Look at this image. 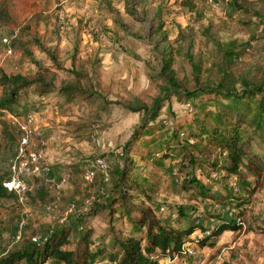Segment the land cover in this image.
Segmentation results:
<instances>
[{"label": "rangeland", "instance_id": "374dc122", "mask_svg": "<svg viewBox=\"0 0 264 264\" xmlns=\"http://www.w3.org/2000/svg\"><path fill=\"white\" fill-rule=\"evenodd\" d=\"M213 1L220 6L210 0H0L12 17L10 25L0 24V70L83 92L61 104L54 95L29 91L18 105L20 117L35 119L27 154L42 159L39 174H21L35 193L23 203L0 199V261L64 227L80 229L73 250L88 230L95 245L127 237L132 223L121 216L115 222L111 201L128 189L115 182L133 160L131 179L148 190L134 204L151 209L167 228H196L185 240L186 253L160 264H264V174L247 167L229 173L220 149L201 167L181 170L180 155L150 156L142 146L146 133L156 145L160 135H172V126L194 119L188 108L215 97L198 92L234 86L242 93L246 84H264V0ZM4 123L14 141L4 136ZM21 137L13 115L2 113L0 177L13 176ZM89 172L94 177L87 180ZM237 202L243 229L201 245L221 221L238 219Z\"/></svg>", "mask_w": 264, "mask_h": 264}, {"label": "trees", "instance_id": "16d2710c", "mask_svg": "<svg viewBox=\"0 0 264 264\" xmlns=\"http://www.w3.org/2000/svg\"><path fill=\"white\" fill-rule=\"evenodd\" d=\"M12 17L9 11L0 2V24L10 25ZM81 77L77 75L75 79ZM0 115L11 113L20 116L18 105L23 97L27 98L29 91L42 98L54 95L59 98L61 104H67L76 95L83 96L74 85L63 89L54 88L46 83L43 78L33 80L27 76H8L0 70ZM215 94L213 99L200 104L199 108L190 109L194 112V119L184 127L174 125L167 133L160 135L158 142L155 139L147 140L145 134L142 146L150 153V156H160L163 159H172L173 156H181V170L189 167L199 168L202 162L210 157L214 149L223 150L227 154V171L234 175H240L243 168L247 167L253 174H264V84L251 87L246 84L244 91L239 93L236 88H210L200 91L198 94ZM196 95V96H197ZM195 95H189L192 97ZM258 96V99H256ZM188 97V98H189ZM221 99V101H220ZM188 105V104H187ZM214 107V110L212 108ZM159 111H154L155 115ZM154 120L152 118L151 122ZM5 125V123H4ZM163 128L160 127V132ZM4 136L14 141L13 133L7 125L3 128ZM163 133V132H162ZM21 134V133H20ZM1 147V144H0ZM143 157L144 151L141 149ZM136 151V152H137ZM196 154L200 155L196 157ZM145 157V156H144ZM129 170L120 171L115 182L116 187L124 184L126 188L120 199L111 201V208L117 206L114 215H119L123 220L132 223L130 234L122 240L113 239L109 247L106 242L94 244L92 230L86 231L80 237L79 247L71 249L72 236L79 233L78 228H62L49 234L42 235L37 242L29 241L24 249L17 255L8 256L0 261V264H47L49 260L55 264H160L161 259L180 257L183 254L185 240L195 231V227L186 229L167 228L152 214L151 209L135 205L136 196L143 198L148 193L143 183L131 179V174L137 170L135 161L130 160ZM183 162V163H182ZM187 165V166H186ZM9 178L0 177V199L9 194L4 188V182ZM194 190L195 187H193ZM128 190V191H127ZM129 194H126L125 192ZM198 194H203L196 190ZM17 198V197H16ZM227 198H225L226 202ZM234 200V199H233ZM238 202L239 214L236 220L224 219L217 228L206 237L201 245L211 244L215 238L224 232L241 231L244 208ZM111 210V209H109ZM111 212V211H110ZM216 218V217H212ZM220 219V218H219ZM222 220V219H221ZM200 228V227H199ZM137 229V230H136ZM144 229L146 232L144 233ZM138 231L134 233V231Z\"/></svg>", "mask_w": 264, "mask_h": 264}, {"label": "built area", "instance_id": "2783aa9c", "mask_svg": "<svg viewBox=\"0 0 264 264\" xmlns=\"http://www.w3.org/2000/svg\"><path fill=\"white\" fill-rule=\"evenodd\" d=\"M211 3L214 4L216 8L220 6V3L216 1V3L213 0H210ZM3 43L8 47V53L12 54V48H11V41L6 38L3 40ZM14 122L18 125L20 131L22 132V137L20 141L19 151L16 160L14 161V164L12 165V173L13 176L10 180H7L4 182V188L7 190L9 194H15L18 201L20 203H23L27 200L28 195L33 194L36 192L35 185L30 184L29 182L25 181L24 178L21 176V174L26 172H32L33 174H39L40 172V160L42 159L41 155H34L29 156L27 154V147L29 143V130L32 127V125L35 123V119L33 116H27L26 118H22L20 116H13ZM100 166H102L103 170L107 173V165L102 164V162L99 163ZM94 175L92 172H89L87 174V180L93 179ZM43 183L47 185H51V183H54L52 180L44 179ZM48 210H51L49 207ZM23 226V224H22ZM35 242H37V239H33ZM183 253H186V250L182 249Z\"/></svg>", "mask_w": 264, "mask_h": 264}]
</instances>
